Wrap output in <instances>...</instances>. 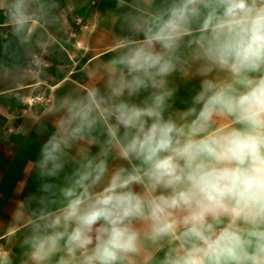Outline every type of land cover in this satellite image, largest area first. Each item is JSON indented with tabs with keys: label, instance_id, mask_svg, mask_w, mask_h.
Listing matches in <instances>:
<instances>
[{
	"label": "clouds",
	"instance_id": "clouds-1",
	"mask_svg": "<svg viewBox=\"0 0 264 264\" xmlns=\"http://www.w3.org/2000/svg\"><path fill=\"white\" fill-rule=\"evenodd\" d=\"M59 8L0 0L20 44ZM115 9L113 54L51 106L30 162L20 264H264V0ZM177 75L199 80L182 109ZM0 264H14L3 247Z\"/></svg>",
	"mask_w": 264,
	"mask_h": 264
},
{
	"label": "crops",
	"instance_id": "crops-1",
	"mask_svg": "<svg viewBox=\"0 0 264 264\" xmlns=\"http://www.w3.org/2000/svg\"><path fill=\"white\" fill-rule=\"evenodd\" d=\"M49 21L20 44L0 13V247L20 264V235L12 226L17 203L41 183L30 167L55 130L51 106L70 89L93 82V70L107 61L120 33L116 0H59ZM176 108H184L199 80L172 78ZM96 151L95 148L92 149ZM59 182V181H56Z\"/></svg>",
	"mask_w": 264,
	"mask_h": 264
}]
</instances>
